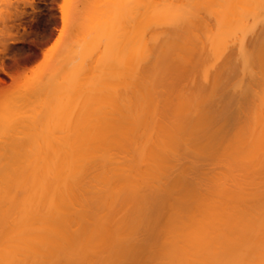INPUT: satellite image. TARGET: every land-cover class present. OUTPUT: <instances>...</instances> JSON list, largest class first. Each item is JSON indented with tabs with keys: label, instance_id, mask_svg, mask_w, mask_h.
<instances>
[{
	"label": "bare ground",
	"instance_id": "6f19581e",
	"mask_svg": "<svg viewBox=\"0 0 264 264\" xmlns=\"http://www.w3.org/2000/svg\"><path fill=\"white\" fill-rule=\"evenodd\" d=\"M101 1L0 264H264V0Z\"/></svg>",
	"mask_w": 264,
	"mask_h": 264
},
{
	"label": "rangeland",
	"instance_id": "374dc122",
	"mask_svg": "<svg viewBox=\"0 0 264 264\" xmlns=\"http://www.w3.org/2000/svg\"><path fill=\"white\" fill-rule=\"evenodd\" d=\"M100 2L103 1L0 0L1 239L14 234L21 221H29L37 180L32 163L47 156L50 144L52 150H59L70 141L69 144L78 142L80 124L65 121L69 113L66 118L61 111V124L65 122L62 127L58 116L51 114L52 101L58 98L51 87L52 79L62 72L64 53V65L68 61L69 66L76 64L77 48L92 39ZM65 97H61L60 107L71 104ZM60 107L57 112L63 110ZM70 111L73 116L74 108ZM58 126L64 128L61 133L57 132Z\"/></svg>",
	"mask_w": 264,
	"mask_h": 264
}]
</instances>
